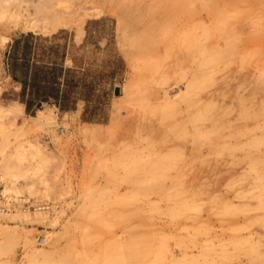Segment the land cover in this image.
Segmentation results:
<instances>
[{"label":"rangeland","instance_id":"374dc122","mask_svg":"<svg viewBox=\"0 0 264 264\" xmlns=\"http://www.w3.org/2000/svg\"><path fill=\"white\" fill-rule=\"evenodd\" d=\"M57 2V29L0 9V103L22 104L0 113V161L26 164L0 188L48 204L0 214V264L43 248L41 264H264V0L21 4ZM155 91L184 134L148 111ZM38 109L53 127L33 126Z\"/></svg>","mask_w":264,"mask_h":264},{"label":"bare ground","instance_id":"6f19581e","mask_svg":"<svg viewBox=\"0 0 264 264\" xmlns=\"http://www.w3.org/2000/svg\"><path fill=\"white\" fill-rule=\"evenodd\" d=\"M2 1V0H1ZM0 1V9H7V2L12 4V2L15 4L11 5L13 6L12 8H9L10 10L8 11H11V12H15V13H19V15L23 14L25 17H26V20H27V26L29 29H34L36 27L39 26L40 23L44 24V25H47V24H50L54 29H57V28H60V27H66L68 26V23H69V17H70V10L69 8H67V6L65 7L64 5L62 6L61 4H59L58 2V6L54 7L51 9V7L55 6V4L53 5H48L46 3H44L43 5H36V6H39V8L37 7L36 9V12L34 11V14H32V12L27 9V7H24L21 3L23 0H19V2L15 3L14 1H11L9 2L10 0H3L4 2H1ZM26 1V0H25ZM1 3L4 4L6 6V8L1 6ZM6 3V4H5ZM56 3V4H57ZM9 5V4H8ZM45 8H44V7ZM46 6H48L51 11L47 10L46 9ZM47 7V8H48ZM69 7V6H68ZM36 8V7H35ZM34 8V9H35ZM1 9V10H2ZM2 11H6V10H2ZM74 12V11H73ZM99 13V12H98ZM70 14V15H69ZM97 14V13H95ZM74 15V14H73ZM70 25H72L70 23ZM192 45V44H191ZM201 50V49H200ZM209 56V55H208ZM178 67V64H177V61H175L172 65V69L169 70V71H175V69H177ZM123 89H125L124 87L123 88H120V92H124ZM127 89V88H126ZM125 89V91H126ZM130 90V89H128ZM125 94V93H124ZM127 94V93H126ZM129 94V93H128ZM152 94H155L156 96V101H153V103H151V106L150 104H148L149 107L148 108V111H152L154 112V114L156 115V117L160 120L158 121H161L163 123V125H160V128L163 129L164 132H171V134H184V125L180 122H176L175 120H173V113L174 111L176 110V101L174 98H171L170 96H167L165 92L163 93H160L158 91H155L153 92ZM129 96V95H128ZM151 96V94H150ZM239 103H241V100H239ZM153 104V105H152ZM22 104L20 102H17L15 100L11 101V102H6V103H0V113H8V112H16L18 111V107L21 106ZM241 106H244V104L242 103ZM262 108L264 110V101L262 102ZM151 107V108H150ZM146 108V109H147ZM150 109V110H149ZM152 109V110H151ZM147 113V112H146ZM150 113V116L151 117H154V114L153 116L151 115V112ZM203 112L199 113L198 114H195V116H191V117H194V118H202L204 115ZM3 115V114H2ZM5 115V114H4ZM196 115H198L196 117ZM206 115V114H205ZM2 117V116H1ZM159 123V122H158ZM27 123H24L23 127H25ZM54 123H53V120L51 118V115L45 111V110H42V109H38L37 110V115L34 116V121H33V126H35L36 128H40V129H43L44 127H47L49 128L50 127H53ZM162 126V127H161ZM62 127L59 128V132H62ZM101 131V130H99ZM99 134L98 130L95 129L93 132H92V137H94L95 135ZM199 134H203V132H200ZM262 141L264 142V139H262ZM38 148V147H37ZM39 150H35L36 151V154H38L39 156H45L44 155V151H41L40 150V147L38 148ZM15 152V151H14ZM24 152V151H23ZM20 155H22L21 151H19ZM25 153V152H24ZM34 153V151L32 152V154ZM35 154V153H34ZM43 154V155H42ZM183 154V151L182 150H179L177 151V153L175 154H172L173 157H179V156H182ZM6 155V154H5ZM167 155V156H166ZM163 156L162 160L164 161V163H167L168 161H170L169 157H172L170 156L169 154H166ZM169 155V157H168ZM25 156V155H23ZM29 156V155H28ZM21 157V156H20ZM31 158V157H30ZM44 158V157H43ZM2 160V159H1ZM17 160V159H16ZM15 160V161H16ZM26 160V159H25ZM33 160V159H32ZM12 159L10 160L9 157L7 158H3L2 162L0 161V178L2 179L3 176H6V175H13V176H16L15 173H12L14 172V168H16L15 166L18 165V163L15 164L14 162V165L13 163L11 162ZM41 161V159H40ZM27 162V161H26ZM28 164V163H27ZM21 165V164H20ZM18 165V167H20L21 170H23L22 167H24V169L26 168V164L25 165H22L20 166ZM31 166V165H30ZM44 162L43 163H40L36 165V171H40L43 167H44ZM28 168V167H27ZM18 169V168H17ZM32 169V168H31ZM16 170V169H15ZM27 170V169H26ZM34 171V170H33ZM25 173V172H24ZM30 176V175H29ZM26 177V176H25ZM27 178V177H26ZM33 183V182H31ZM36 182H34V185H35ZM28 184V183H26ZM33 185V187H34ZM7 186H9L8 184H6L4 186V189L3 191H5V189L7 188ZM31 186V185H30ZM29 186V187H30ZM32 187V188H33ZM36 187V186H35ZM8 189V188H7ZM30 190H32L30 188ZM9 210H12V207L9 209ZM8 210V211H9ZM8 211H5V212H8ZM5 212H2L0 214H3ZM14 216L18 215L16 214L15 212L12 213ZM1 216V215H0ZM13 216V217H14ZM17 229V226H13V229L11 228V230L9 232L5 231V238H14V236L16 237L18 232L15 230ZM9 230V229H8ZM20 234V233H19ZM25 242H27V240L25 239ZM46 244H50V241H47ZM51 255V251L50 249L48 248H43V249H32L30 250V252L28 253V263L29 264H41V263H44L46 262L48 259H49V256ZM41 259V260H40ZM41 261V263H40Z\"/></svg>","mask_w":264,"mask_h":264},{"label":"built area","instance_id":"2783aa9c","mask_svg":"<svg viewBox=\"0 0 264 264\" xmlns=\"http://www.w3.org/2000/svg\"><path fill=\"white\" fill-rule=\"evenodd\" d=\"M14 204H21L24 209H37V210H45L48 209V204L46 203H37L33 204L30 200H25L24 196L18 197V202H14L13 204H6L5 195L0 188V213L8 211L11 207L13 208ZM43 241V237H38V242L41 243Z\"/></svg>","mask_w":264,"mask_h":264},{"label":"water","instance_id":"95a60500","mask_svg":"<svg viewBox=\"0 0 264 264\" xmlns=\"http://www.w3.org/2000/svg\"><path fill=\"white\" fill-rule=\"evenodd\" d=\"M116 92H118V89H116Z\"/></svg>","mask_w":264,"mask_h":264},{"label":"crops","instance_id":"0c3cea01","mask_svg":"<svg viewBox=\"0 0 264 264\" xmlns=\"http://www.w3.org/2000/svg\"><path fill=\"white\" fill-rule=\"evenodd\" d=\"M10 48H11V46H10Z\"/></svg>","mask_w":264,"mask_h":264}]
</instances>
